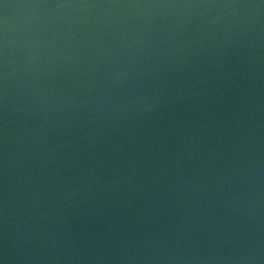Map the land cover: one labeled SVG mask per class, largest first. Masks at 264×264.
Listing matches in <instances>:
<instances>
[{"label":"water","instance_id":"obj_1","mask_svg":"<svg viewBox=\"0 0 264 264\" xmlns=\"http://www.w3.org/2000/svg\"><path fill=\"white\" fill-rule=\"evenodd\" d=\"M0 264H264V0H0Z\"/></svg>","mask_w":264,"mask_h":264}]
</instances>
